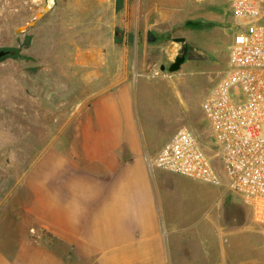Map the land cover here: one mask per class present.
Listing matches in <instances>:
<instances>
[{
    "label": "rangeland",
    "instance_id": "1",
    "mask_svg": "<svg viewBox=\"0 0 264 264\" xmlns=\"http://www.w3.org/2000/svg\"><path fill=\"white\" fill-rule=\"evenodd\" d=\"M50 1L0 0V48L14 51L0 60V207L45 148L70 141L92 100L126 80L138 87L141 110L152 114L150 137L164 131L156 148L185 124L215 154L202 101L227 70L234 34L248 25L229 0H155L154 7L145 0L142 7L137 0H53L35 18ZM147 30L157 35L154 43ZM185 44V62L169 71ZM229 195L223 208L236 210L231 220L263 230L251 206Z\"/></svg>",
    "mask_w": 264,
    "mask_h": 264
},
{
    "label": "crops",
    "instance_id": "2",
    "mask_svg": "<svg viewBox=\"0 0 264 264\" xmlns=\"http://www.w3.org/2000/svg\"><path fill=\"white\" fill-rule=\"evenodd\" d=\"M138 98L128 80L97 95L70 141L45 148L13 185L0 264H264V229L223 208L239 195L149 168L164 131L150 137Z\"/></svg>",
    "mask_w": 264,
    "mask_h": 264
},
{
    "label": "built area",
    "instance_id": "3",
    "mask_svg": "<svg viewBox=\"0 0 264 264\" xmlns=\"http://www.w3.org/2000/svg\"><path fill=\"white\" fill-rule=\"evenodd\" d=\"M230 5L248 25L234 34L227 70L202 101L215 154L208 153L192 128L182 125L148 156V166L225 186L264 224V0H230Z\"/></svg>",
    "mask_w": 264,
    "mask_h": 264
},
{
    "label": "water",
    "instance_id": "4",
    "mask_svg": "<svg viewBox=\"0 0 264 264\" xmlns=\"http://www.w3.org/2000/svg\"><path fill=\"white\" fill-rule=\"evenodd\" d=\"M52 1L53 0H51L49 2V5H46L43 9L36 11L35 18L42 17L48 10H50V8L52 7ZM31 23H34V20H31L28 24L30 25ZM147 39H148L149 42H155L156 41V37L154 36L153 32L150 31V30L147 33ZM174 40L177 41V42H184L185 41V38L184 37H175ZM187 51H188V46L186 45L184 47V49H183L182 54L177 55L176 58H175V60L172 61L170 63V65L168 66V70L169 71L175 72V71H177V70L180 69L181 65L186 60ZM9 52L10 51L8 49L0 48V59L4 58L6 55H8ZM161 68L162 69H165V65L163 64L161 66Z\"/></svg>",
    "mask_w": 264,
    "mask_h": 264
},
{
    "label": "flooded vegetation",
    "instance_id": "5",
    "mask_svg": "<svg viewBox=\"0 0 264 264\" xmlns=\"http://www.w3.org/2000/svg\"><path fill=\"white\" fill-rule=\"evenodd\" d=\"M185 42V41H184ZM187 44H185V46H186ZM184 46V47H185ZM188 46V45H187ZM189 48V47H188ZM10 52H9V54L8 55H6L4 58H6V57H8V56H10V55H13L14 54V51L12 50V49H8ZM188 52V51H187Z\"/></svg>",
    "mask_w": 264,
    "mask_h": 264
},
{
    "label": "trees",
    "instance_id": "6",
    "mask_svg": "<svg viewBox=\"0 0 264 264\" xmlns=\"http://www.w3.org/2000/svg\"><path fill=\"white\" fill-rule=\"evenodd\" d=\"M197 24H199V23H197ZM4 49H9V48H4ZM2 59H4V58H2ZM2 59H0V60H2Z\"/></svg>",
    "mask_w": 264,
    "mask_h": 264
}]
</instances>
